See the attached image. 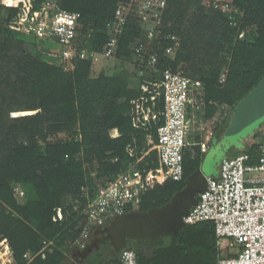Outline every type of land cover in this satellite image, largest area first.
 <instances>
[{
	"label": "trees",
	"instance_id": "trees-1",
	"mask_svg": "<svg viewBox=\"0 0 264 264\" xmlns=\"http://www.w3.org/2000/svg\"><path fill=\"white\" fill-rule=\"evenodd\" d=\"M41 1L36 0L35 7ZM203 1L167 0L161 29L181 39L174 65L182 61L190 67L203 57L207 69L221 63L228 66L224 86L205 89L207 117L214 115L216 106H228L214 127L216 132L264 77V0H227L238 7L236 14L222 13ZM118 3L60 0L62 8L80 14L84 33L91 30L86 47L94 51L107 41L106 24L113 20ZM16 13L15 7L0 4V239L10 243L18 264L25 263L26 253L33 256L27 264H62L66 242L80 234L85 205L82 188L92 190L141 157L148 148L147 135L155 138L161 118L148 130L131 124V101L140 96L142 82L126 42L128 37L140 36L135 20H127L114 59L131 65L132 71L100 69L92 76L89 61H74L76 70L66 72L55 51L57 45L48 46L42 39L10 29ZM233 32L243 36L234 38ZM162 105L158 99L156 111ZM113 129L118 133L115 137L110 135ZM252 137L257 141L243 153H257L264 141V122ZM129 148H133L132 155ZM202 154L198 146L186 149L182 179L154 185L142 196L137 210L164 205L199 167ZM158 165L152 150L137 166ZM14 184H22V197H15ZM128 244L137 264H217L222 254L211 221L186 224L157 241L129 240ZM93 254L92 264H119L117 253L107 259L101 251Z\"/></svg>",
	"mask_w": 264,
	"mask_h": 264
},
{
	"label": "built area",
	"instance_id": "built-area-1",
	"mask_svg": "<svg viewBox=\"0 0 264 264\" xmlns=\"http://www.w3.org/2000/svg\"><path fill=\"white\" fill-rule=\"evenodd\" d=\"M35 1L0 0L1 5L17 9L8 27L57 45L55 51L66 72L76 70L77 60L89 61L91 66L102 60H114L127 20H135L140 36L128 37L126 42L132 53L131 64L142 82L140 96L131 101V124L136 129L148 130L152 123H157L158 116L161 118L155 138L147 135L148 148L141 157L113 178L98 182L92 190L89 186L82 188L84 218L79 223V236L66 242L67 249L63 252L69 257L89 245L96 229L116 216L137 210L142 196L154 185L166 179L181 180L186 149L198 146L201 152L206 151L213 133L205 129V89L222 88L228 66L221 63L207 69L203 57L190 67L182 61L174 65L181 39L161 29L167 0H119L113 20L106 24L109 37L100 51L86 47L91 30L83 32L78 12L62 8L60 0H42L37 7ZM203 4L222 13L238 12V7L227 0H207ZM231 36L241 38L243 33L233 32ZM158 99L163 105L156 111ZM113 130L115 134L110 135L115 137L118 133ZM152 150L156 151L159 165L139 168V161ZM128 151L133 154V148ZM205 181V189L197 193L195 206L183 217L185 225L211 221L218 247L221 249L225 241L232 242L235 250L221 254L217 264H264V141L255 155L242 153L222 158L217 176L206 177ZM12 189L15 197L24 195L22 184H14ZM57 217L61 219L60 209ZM118 255L119 264H137L136 253L128 247ZM23 258V264H27L33 256L26 253ZM0 264H18L6 239H0Z\"/></svg>",
	"mask_w": 264,
	"mask_h": 264
},
{
	"label": "water",
	"instance_id": "water-1",
	"mask_svg": "<svg viewBox=\"0 0 264 264\" xmlns=\"http://www.w3.org/2000/svg\"><path fill=\"white\" fill-rule=\"evenodd\" d=\"M246 99L244 110L250 115V123L259 127L264 122V77ZM205 179L198 167L186 177L184 187L176 191L164 205L116 216L106 226L93 232L94 240L80 253L91 252L98 246L99 240L107 241L118 253L128 246L129 240L157 241L167 232L177 233L185 226L183 217L195 206L197 193L205 189Z\"/></svg>",
	"mask_w": 264,
	"mask_h": 264
},
{
	"label": "rangeland",
	"instance_id": "rangeland-1",
	"mask_svg": "<svg viewBox=\"0 0 264 264\" xmlns=\"http://www.w3.org/2000/svg\"><path fill=\"white\" fill-rule=\"evenodd\" d=\"M203 2H207V0H204ZM193 9H195V6H193ZM47 45L51 46L52 44ZM100 66L101 67L99 68L105 72H111L114 69H127L130 72L132 71L131 65L123 64L112 59L102 60ZM246 97L234 107L232 113H229L227 120L225 121L224 125L220 128L219 135H216L215 143L213 144L209 152V154H211V157H213L214 161L216 160L218 155H220L221 153H225L229 147L231 148V150L232 148H235L238 152V150L242 149L245 144H250L257 141V139L253 138L252 136L258 130V127H254L253 125H251L249 119L250 115L249 113H247V111L244 110V108L246 107L244 104L247 105ZM227 111L228 109H226L225 105L216 106V111L214 115L210 117L205 116V129L212 130L213 132L214 127L220 120V117ZM22 114L24 113H13L11 116ZM111 133L115 134V132L113 131H111ZM205 163L206 162H203L200 165L203 169H206ZM105 244L107 245V242H105ZM234 250L235 247L231 244L230 241H225L224 245L221 247V252L224 255H228ZM90 255L91 256L90 259H88V264H92L93 259L95 257L94 254Z\"/></svg>",
	"mask_w": 264,
	"mask_h": 264
},
{
	"label": "crops",
	"instance_id": "crops-1",
	"mask_svg": "<svg viewBox=\"0 0 264 264\" xmlns=\"http://www.w3.org/2000/svg\"><path fill=\"white\" fill-rule=\"evenodd\" d=\"M101 62L102 61H99L96 64L92 65V76H96V74L98 73V71L100 69L99 67H101L100 66L101 65ZM112 131L114 132V130H112ZM219 131H220V129H218L216 132H212L213 134H212V138L210 140L209 146L206 149V151L201 155L202 158H200L201 161L199 163V168H200L202 174L205 175V177L217 176V174H218V168H219V163H220V160L222 158H232V157H235V156H237L239 154H242L243 151H244V149L251 144V143L250 144H245L242 149L238 150V152L236 151L235 148H232V150H231V148L229 147L226 150L225 153H221L220 155H218V157L214 161L213 160V157H211V154H209V152H210V149L212 148L213 144L215 143V137H216V135H219V133H220ZM203 162H206L205 163L206 164L205 165V168L206 169H203L200 166L201 163H203ZM67 258L68 257H66V259L63 261V263L65 261H67ZM67 264H72V260L71 261H67Z\"/></svg>",
	"mask_w": 264,
	"mask_h": 264
},
{
	"label": "flooded vegetation",
	"instance_id": "flooded-vegetation-1",
	"mask_svg": "<svg viewBox=\"0 0 264 264\" xmlns=\"http://www.w3.org/2000/svg\"><path fill=\"white\" fill-rule=\"evenodd\" d=\"M93 240H94V237H91L90 242H92ZM90 242H89V244H90ZM105 242H107V241L99 240L98 241V246L96 248H93L91 252H86L85 251L83 253H79L77 251H74L67 258V261H71L72 260V264H88L89 263L88 259H90V254H93L95 252L101 251L102 258H104V259H107V258L111 257L114 253H117L109 246L108 242H107V245L105 244ZM67 261H65L62 264H67Z\"/></svg>",
	"mask_w": 264,
	"mask_h": 264
}]
</instances>
